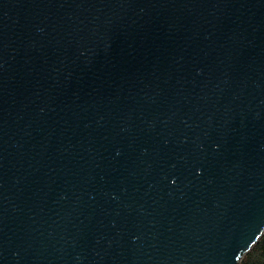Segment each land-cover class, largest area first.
Here are the masks:
<instances>
[{
  "label": "water",
  "instance_id": "1",
  "mask_svg": "<svg viewBox=\"0 0 264 264\" xmlns=\"http://www.w3.org/2000/svg\"><path fill=\"white\" fill-rule=\"evenodd\" d=\"M264 225V0H0V264H238Z\"/></svg>",
  "mask_w": 264,
  "mask_h": 264
},
{
  "label": "trees",
  "instance_id": "2",
  "mask_svg": "<svg viewBox=\"0 0 264 264\" xmlns=\"http://www.w3.org/2000/svg\"><path fill=\"white\" fill-rule=\"evenodd\" d=\"M262 229L254 245L239 252L238 264H264V225Z\"/></svg>",
  "mask_w": 264,
  "mask_h": 264
}]
</instances>
